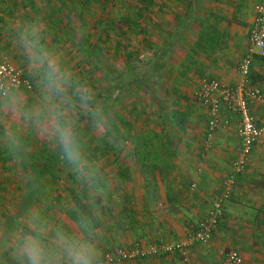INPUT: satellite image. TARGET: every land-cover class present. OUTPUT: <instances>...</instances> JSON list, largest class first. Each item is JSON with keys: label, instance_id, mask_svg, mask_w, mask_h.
Instances as JSON below:
<instances>
[{"label": "crops", "instance_id": "1", "mask_svg": "<svg viewBox=\"0 0 264 264\" xmlns=\"http://www.w3.org/2000/svg\"><path fill=\"white\" fill-rule=\"evenodd\" d=\"M89 1L0 0V60L22 66L16 61L18 58L10 56L13 54L9 44L11 33L5 29L11 13L27 16L39 12L45 18V24H51L53 31L60 35L58 25L75 22L82 12L78 8L81 4H89ZM219 1L230 2L242 10L233 13L220 6L214 18L207 20L204 27L199 26L198 16L191 20L188 14L180 22L168 16L164 23L173 24L177 30L172 33L175 38L172 39L171 50L177 51L181 59L189 54L188 64H183L182 70L185 81L166 86L175 93H172V102L182 105L181 109L172 110L171 118L173 124L178 123L172 131L182 137L184 146L176 147L169 142L168 146H173L166 148L168 155L166 160H162V165L173 166L170 172L162 166L158 167L161 171L144 174L145 177H141L140 173L135 176L132 172L127 173L126 192L120 197L117 193L114 198V201L118 198V212L115 214L118 220L115 226L111 221L102 224V240L98 244L100 256L101 249L111 245L131 248L137 241L145 246L154 240L161 243L182 242L209 212L223 191V181L230 175L235 182L232 194L224 202L223 215L211 239L207 243H195L188 261L174 262V257L172 262L171 253L156 256L151 252L118 264H190L189 261L214 264L222 259L221 250L230 249L242 254L243 264L264 263V209H261L264 203V185L261 184L264 182V135L258 139L243 171L237 172L233 166L241 147L237 114L226 107L221 108V124L215 135V144L206 151L203 143L209 114L193 95L203 77L215 78L226 85H236L240 81L237 66L248 48L255 6L260 0ZM184 2L187 3L181 0L176 5L185 8ZM250 80L252 86L260 88L264 98V62L254 59ZM251 108L257 124L264 125V100L253 101ZM21 204L7 221L25 215L31 207L22 209ZM249 217L252 219L250 223L247 222Z\"/></svg>", "mask_w": 264, "mask_h": 264}, {"label": "rangeland", "instance_id": "2", "mask_svg": "<svg viewBox=\"0 0 264 264\" xmlns=\"http://www.w3.org/2000/svg\"><path fill=\"white\" fill-rule=\"evenodd\" d=\"M179 1L91 0L78 8L82 12L75 22L58 25L60 35L53 31L51 24H46L51 29L49 40L60 46L72 68L90 77L101 94L112 99V126L106 134L90 136V151L99 166L102 183L95 189L86 188L62 161L54 174L42 176L40 191L32 187L34 200L26 214L43 210L50 216L65 215L76 206L75 194L84 199L96 220L102 224L111 221L114 225L118 220L115 216L118 198L115 201L114 198L117 193L120 197L126 192L127 173L132 172L134 176L140 173L145 177L144 174L161 171L158 167L163 166L169 172L173 170L171 165H162V160L167 159L166 148L183 145L182 137L172 131L178 123L173 124L171 118L172 110L181 109L182 105L172 102L175 93L166 86L185 81L182 70L183 64H188L189 54L181 59L177 51L171 50L175 38L172 33L177 30L173 24L164 23L168 16L180 22L188 14L191 20L198 16L199 26L204 27L220 6L233 13L242 10L219 0H186L185 8L176 5ZM10 56L17 58L14 53ZM16 61L19 63L18 59ZM175 116L178 118L177 114ZM26 140V152H31L33 161H45L47 152L54 149L40 134L26 132ZM169 142L173 143L171 147ZM32 179L21 156L5 151L0 139V232L7 218L24 201ZM250 220L249 217L247 222ZM101 240L99 238V242ZM167 253H171L172 262L174 257V262L184 260L177 251L151 254L162 256Z\"/></svg>", "mask_w": 264, "mask_h": 264}, {"label": "clouds", "instance_id": "3", "mask_svg": "<svg viewBox=\"0 0 264 264\" xmlns=\"http://www.w3.org/2000/svg\"><path fill=\"white\" fill-rule=\"evenodd\" d=\"M12 52L24 68L26 86L0 74V139L10 154L27 150L26 132L40 134L86 188L102 183L90 136L112 126V99L76 72L60 46L49 40L45 18L11 13L6 21ZM0 232V264H98L99 234L87 213L50 216L30 211L12 217Z\"/></svg>", "mask_w": 264, "mask_h": 264}, {"label": "built area", "instance_id": "4", "mask_svg": "<svg viewBox=\"0 0 264 264\" xmlns=\"http://www.w3.org/2000/svg\"><path fill=\"white\" fill-rule=\"evenodd\" d=\"M248 39V48L237 66L240 74L238 84L226 85L215 78L203 77L200 86L193 92L196 100L207 109L209 114L203 143L204 150L208 151L215 144V135L221 124V108L226 107L230 112L237 114V133L241 141L238 158L233 162L237 172L243 171L258 139L264 135V125L257 124L251 108L253 101H263L264 98L260 88L252 86L250 80L254 59L257 56H264V0H260L255 6ZM24 71L20 65L9 60H0V74L12 76L26 86H30L23 78ZM234 183L233 175L223 181L224 188L221 195L215 200L209 212L191 229L186 240L172 243L153 242L146 246L137 241L131 248L115 247L105 253L98 264H118L138 254L144 255L159 251H177L185 261H188L191 247L195 243H207L211 239L223 215L224 202L232 194ZM221 258L214 264H243V256L236 249L221 252Z\"/></svg>", "mask_w": 264, "mask_h": 264}, {"label": "trees", "instance_id": "5", "mask_svg": "<svg viewBox=\"0 0 264 264\" xmlns=\"http://www.w3.org/2000/svg\"><path fill=\"white\" fill-rule=\"evenodd\" d=\"M256 58L258 61L264 62V56H257ZM31 157H32L31 152L30 153L25 152V154L21 156L23 166L26 169H28V171L31 173V176L33 177L32 181H31V187L28 190V193L25 196L23 203L21 204L22 209H26V208L30 207L32 201L34 200L32 187L35 191H38V190L40 191L42 176L44 174H47V173L51 174V175L54 174V170L62 162V160L59 158L55 149L49 150L47 152V158L45 161H39V160L33 161ZM261 184L264 185V182ZM74 199H75L74 202H75L76 206H74V208H70V209L71 210H79L80 212H84V213L89 214L95 220L96 230L98 229L97 233L99 234V238H100L101 237V231H102V223L99 220H96L95 215L92 212V209L89 208L88 205L84 203V199H82V197L76 196L74 194ZM99 227H101V228H99ZM116 247H120V246H116ZM114 248H115L114 246L111 248L110 247L105 248L103 250V254H101L98 262L100 260H102L105 253L111 251Z\"/></svg>", "mask_w": 264, "mask_h": 264}]
</instances>
